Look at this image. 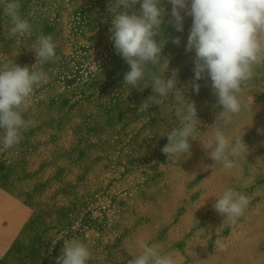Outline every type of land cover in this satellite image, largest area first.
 Instances as JSON below:
<instances>
[{
    "label": "rangeland",
    "instance_id": "rangeland-1",
    "mask_svg": "<svg viewBox=\"0 0 264 264\" xmlns=\"http://www.w3.org/2000/svg\"><path fill=\"white\" fill-rule=\"evenodd\" d=\"M5 3L0 68L33 65L30 47L40 35H51L57 48L42 66L48 79L22 114L20 144L0 153V264H55L63 241L73 238L90 249L88 264H127L141 243L176 264H264V68L242 91L248 110L225 129L229 138L243 134L248 151L225 169L208 155L222 126L211 81H196L198 93L191 86L192 18L184 16L177 32L162 0L165 78L177 71V88L200 121L189 153L178 160L162 152L167 133L180 126L174 96L140 108L152 87L148 79L130 91L124 84L130 67L110 39L109 0H20L31 30L11 38ZM229 187L250 198L236 224L213 209ZM216 236L226 239L227 252L214 247Z\"/></svg>",
    "mask_w": 264,
    "mask_h": 264
},
{
    "label": "clouds",
    "instance_id": "clouds-1",
    "mask_svg": "<svg viewBox=\"0 0 264 264\" xmlns=\"http://www.w3.org/2000/svg\"><path fill=\"white\" fill-rule=\"evenodd\" d=\"M167 3L171 5L169 23L177 32L184 31V16L192 18L186 45L187 52L195 53L191 86L198 93L200 85L196 81L209 78L222 108L216 119L222 126L214 132V146L208 155L216 165L232 169L236 158L248 148L243 134L229 138L225 129L234 117L248 110L242 91L254 78L256 69L264 68V0H167ZM136 5H140L139 10ZM20 9V0H6L3 15L10 24V38L31 30ZM108 11L113 17L110 39L116 53L130 67L124 75V84L130 91L148 79L152 87L153 95L140 108L147 111L153 104L161 106L170 94L174 96L180 126L167 133L168 143L162 152L179 160L189 153L190 140L198 133L200 121L194 104L187 102L183 91L177 88V71L165 78L170 61L162 56L167 42L161 30L165 17L162 0H109ZM157 36L161 37L159 41L155 39ZM172 42L179 45L180 38ZM30 48L36 53L33 65L13 63L0 68V153L20 144L21 129L25 126L22 114L29 109L28 101L35 89L48 79L42 66L56 58L57 44L51 35H40L36 46ZM249 205L247 195L229 187L217 197L213 209L225 221L236 224ZM213 245L220 252L228 251L223 237L216 236ZM139 247L138 254L128 252L133 258L127 264H176L171 255L162 254L155 246L141 243ZM90 257L86 244L75 238L65 239L55 264H88Z\"/></svg>",
    "mask_w": 264,
    "mask_h": 264
}]
</instances>
